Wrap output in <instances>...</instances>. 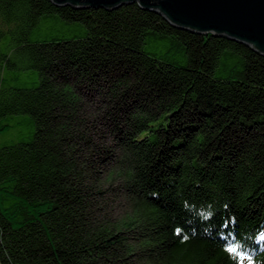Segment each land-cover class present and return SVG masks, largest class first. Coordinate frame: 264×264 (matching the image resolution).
<instances>
[{"label": "trees", "instance_id": "obj_1", "mask_svg": "<svg viewBox=\"0 0 264 264\" xmlns=\"http://www.w3.org/2000/svg\"><path fill=\"white\" fill-rule=\"evenodd\" d=\"M20 118L0 264H264V57L247 45L136 4L0 0V135Z\"/></svg>", "mask_w": 264, "mask_h": 264}, {"label": "water", "instance_id": "obj_2", "mask_svg": "<svg viewBox=\"0 0 264 264\" xmlns=\"http://www.w3.org/2000/svg\"><path fill=\"white\" fill-rule=\"evenodd\" d=\"M57 5L114 6L131 1L166 15L176 26L252 44L264 54V0H53ZM61 5V6H62ZM98 8V7H97ZM239 42V43H240Z\"/></svg>", "mask_w": 264, "mask_h": 264}, {"label": "rangeland", "instance_id": "obj_3", "mask_svg": "<svg viewBox=\"0 0 264 264\" xmlns=\"http://www.w3.org/2000/svg\"><path fill=\"white\" fill-rule=\"evenodd\" d=\"M47 1H49V0H47ZM53 5H55V4H53ZM55 6L61 7V8L65 7V6H57V5H55ZM110 11H111V9H110ZM209 34H211V33H209ZM205 35H207V34H205ZM212 35L216 36V34H212ZM245 45L250 47L248 43H246ZM19 121L23 122V123H21V125L19 127L8 132L7 134L0 135V148L5 147V146H11L14 144H18L20 142L30 140L31 136L34 133V127L31 126L30 123H28L29 122L28 118H25V119L20 118Z\"/></svg>", "mask_w": 264, "mask_h": 264}, {"label": "bare ground", "instance_id": "obj_4", "mask_svg": "<svg viewBox=\"0 0 264 264\" xmlns=\"http://www.w3.org/2000/svg\"><path fill=\"white\" fill-rule=\"evenodd\" d=\"M49 1L52 2V4L57 5V3L55 1H53V0H49ZM130 2L131 1H126V2H123L122 4L120 3L121 5L118 4V5L114 6V9L109 8V7H104V6L103 7L102 6H97L98 7L97 8V7H92V6H80V7H76V6H73L71 4H66V5L65 4L64 5L61 4V5L62 6H65V7H70V8L75 9V10H84V11L85 10H104V11L112 12V11H116V10L121 9L122 7H125V6H133V5L136 4L141 10H143L145 12H154V13L158 14L159 16H161L173 28H175L177 30L188 31L186 28H183V27H180V26H176L173 23H171L170 20H169V18L166 15L160 13L159 11L154 10V9H150V8L147 9L146 7H142L140 5V3L136 2V1H135V3H130ZM61 5L58 4L57 6H61ZM110 9H111V11H110ZM190 32L191 33H194L193 31H190ZM194 34L201 35L199 33H194ZM239 42H236V43H239ZM239 44H242V43L240 42ZM243 45H245V44H243ZM249 46H250V48H252L254 50V52H257L258 54H260V55H262L264 57V54L261 51H259L258 49H256L252 44H250Z\"/></svg>", "mask_w": 264, "mask_h": 264}, {"label": "snow or ice", "instance_id": "obj_5", "mask_svg": "<svg viewBox=\"0 0 264 264\" xmlns=\"http://www.w3.org/2000/svg\"><path fill=\"white\" fill-rule=\"evenodd\" d=\"M261 238L264 239V237H261ZM227 251H229L231 254L239 255L238 248H236V247H229L227 249ZM244 258L245 257H242V256L240 257V264H242V261H243ZM249 264H251L250 259H249Z\"/></svg>", "mask_w": 264, "mask_h": 264}]
</instances>
